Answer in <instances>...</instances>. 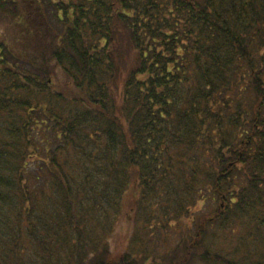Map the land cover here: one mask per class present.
I'll use <instances>...</instances> for the list:
<instances>
[{"label":"trees","instance_id":"trees-1","mask_svg":"<svg viewBox=\"0 0 264 264\" xmlns=\"http://www.w3.org/2000/svg\"><path fill=\"white\" fill-rule=\"evenodd\" d=\"M1 18L15 32L0 33V264L79 251L76 196L118 205L130 177L143 211L182 193L176 218L215 188L212 224L227 217L223 190L221 239L234 238L235 209L264 239V0H0ZM59 72L72 101L54 92ZM205 250L201 264H264ZM139 251L128 244L112 264H146Z\"/></svg>","mask_w":264,"mask_h":264},{"label":"rangeland","instance_id":"rangeland-1","mask_svg":"<svg viewBox=\"0 0 264 264\" xmlns=\"http://www.w3.org/2000/svg\"><path fill=\"white\" fill-rule=\"evenodd\" d=\"M13 32L15 31L8 28L6 19L1 18L0 33L7 37H12ZM60 73L62 72H59L58 78H53L52 80L53 86H55L54 92L59 93V95L62 94L61 96H63L64 100L72 101L73 98L71 96H73V93L68 95L70 97L66 96L67 89L71 87L70 82L65 78L66 75L64 73H62L63 75ZM122 84V79H118L115 82L114 88L118 89L114 91L116 106L121 105ZM243 98L247 100V103L251 100L248 95H245ZM38 160H40L39 157ZM33 166L34 164H31V167ZM238 168L241 171H238V175L236 174L235 178L239 176V179L243 180L246 174L243 172L242 166H238ZM187 169L189 170L188 174L187 170H182V175H187L186 178L190 175L191 168ZM164 190L165 188H163V193H165ZM93 191L95 195L93 193H90V195L98 199H100L99 195L106 192L99 188H93ZM122 192L123 194L120 197L118 205L113 202L114 204L110 203L113 205L111 207L108 202H104L100 208H97L98 203L96 207H92L86 203L82 205L79 195H77V201H79L82 207L80 212L82 217L78 220L76 218L75 227L77 232L76 234H71V238L73 239V243H76L79 247V251H66L63 248L62 251L55 252V259L50 264L70 263L75 259L72 256L78 254L84 258V264H93L96 259L104 264H112L117 262L128 244H132L133 246L139 245V249L142 250L139 252H142L143 254H141L147 259L146 264H174V260L181 261L183 259L180 258L182 253H186L187 251L195 255L194 258L197 257L195 264H201L198 259H201L206 254L205 249L209 251L214 249L216 252L219 249L225 252L226 256L224 257L227 261H233L235 258H249L253 255L259 258L264 255V239L255 238L252 232L253 227L247 225V220L240 219L242 213L237 209L231 215V223H233L232 235L234 238L231 240L228 238L221 239V235L227 236L223 230L231 213L229 210L231 204L228 202V194L223 190L220 191L221 194L227 197L224 203L227 206L225 205L223 215L226 214L227 217L225 220H218L216 224H212L210 221L216 215L219 206L223 203L215 188L211 192V195H205V200L201 201L191 212H189V208L186 206L184 213L181 216L177 215L178 217H185L179 221L176 220L178 212H175V210L176 208L178 209L177 206H181L179 204L182 202V193L176 196L170 193L163 194V196L160 195L161 197L159 196L160 200L157 201V204L155 203L150 210L143 211V207L140 208L142 205L139 206L137 204L141 199V194L137 190L136 185L133 186L132 177H130L127 187ZM115 200L117 199L115 198ZM73 201L75 208L74 198ZM159 210H164L165 212L161 213ZM258 210L260 211L261 208L258 207ZM210 232H217L218 235L215 234V241L210 240L212 239L209 237ZM59 241L61 244L62 241ZM64 241L67 240L64 238ZM60 244H58V247ZM26 255L28 259H32L38 255L39 257L43 256L44 253L43 251L36 253L30 250ZM241 262L243 264L246 263L243 260Z\"/></svg>","mask_w":264,"mask_h":264}]
</instances>
